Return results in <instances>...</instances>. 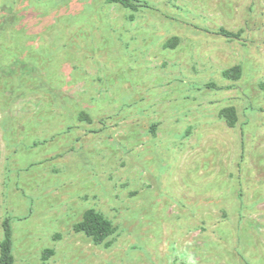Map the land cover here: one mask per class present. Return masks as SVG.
Returning a JSON list of instances; mask_svg holds the SVG:
<instances>
[{
  "label": "rangeland",
  "instance_id": "1",
  "mask_svg": "<svg viewBox=\"0 0 264 264\" xmlns=\"http://www.w3.org/2000/svg\"><path fill=\"white\" fill-rule=\"evenodd\" d=\"M142 1L0 0L14 264H264V0Z\"/></svg>",
  "mask_w": 264,
  "mask_h": 264
},
{
  "label": "trees",
  "instance_id": "2",
  "mask_svg": "<svg viewBox=\"0 0 264 264\" xmlns=\"http://www.w3.org/2000/svg\"><path fill=\"white\" fill-rule=\"evenodd\" d=\"M110 2L119 3L123 6L135 9L138 6L150 7L149 3L140 0H108ZM221 34L227 37H238L239 33L227 30L223 27L220 29ZM177 38H172L169 40V45H175ZM235 73H232L231 69L224 71V75L229 78H239L240 71L239 67L234 68ZM208 85H213L210 83ZM259 87L262 91L264 97V81H259ZM223 117L228 121V123L233 124L236 121V112L233 106L225 107L221 110ZM80 119L89 120L86 113L80 112L78 114ZM73 228L77 231H81L86 235L90 236L94 241L99 242L104 240L106 237L111 235L114 231V226L110 219H108L102 212L96 210L93 207H87L84 209L82 216L79 221L73 224ZM53 250L51 248H45L42 251L41 258L46 260ZM0 264H14L13 255V229L11 224V219L6 215L2 220V238L0 240Z\"/></svg>",
  "mask_w": 264,
  "mask_h": 264
}]
</instances>
